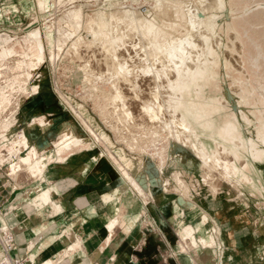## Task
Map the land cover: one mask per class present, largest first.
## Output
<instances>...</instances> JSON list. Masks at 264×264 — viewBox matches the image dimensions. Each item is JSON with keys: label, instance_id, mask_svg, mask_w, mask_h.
Returning <instances> with one entry per match:
<instances>
[{"label": "crops", "instance_id": "0c3cea01", "mask_svg": "<svg viewBox=\"0 0 264 264\" xmlns=\"http://www.w3.org/2000/svg\"><path fill=\"white\" fill-rule=\"evenodd\" d=\"M40 2L47 5L49 0ZM37 6L38 0H0V38L16 39L27 29ZM9 52L4 49L0 54V66ZM35 74L38 79L33 75L27 88L31 91L37 85L38 91L20 102L10 131L0 140V152L5 156L0 164V228L6 226L13 235L11 258L24 259L26 264H264V214L229 201L224 188L217 194L202 191L189 202L162 189L148 188L147 192L141 188V193L131 181L138 183L142 174L149 180L151 171L157 174L152 170L156 167L113 140L99 119L66 95L97 133L109 136L96 142L52 82L38 71ZM0 98V108L8 107L5 90ZM65 122L76 126L67 138L78 136L89 147L57 148ZM22 133L25 141H16ZM73 146L79 147L63 160H53L59 157V150L69 151ZM32 149L44 155L39 159H46L38 171L36 160L26 175L44 173L17 187L16 180L9 179L12 165ZM32 171L37 173L32 175ZM144 179L140 177V183L150 181ZM42 190L49 202L37 197ZM202 213L209 217L206 225L200 223ZM111 222L117 224L113 231ZM189 225L196 229L197 241L214 239L211 245H197V261L176 252L177 241ZM217 249L222 251L219 260Z\"/></svg>", "mask_w": 264, "mask_h": 264}, {"label": "rangeland", "instance_id": "374dc122", "mask_svg": "<svg viewBox=\"0 0 264 264\" xmlns=\"http://www.w3.org/2000/svg\"><path fill=\"white\" fill-rule=\"evenodd\" d=\"M38 4L39 6H37V9H35L36 13H34L33 19H31V21H27L29 23L27 29L18 35L16 39L0 38V54L4 49L10 50V52L4 56L5 58L3 64L0 66V69L4 68L3 70H0V92L5 90L6 94H8V98L10 99L8 107L0 108L1 141L4 138L2 135L9 132L12 124L14 123L15 116L19 110L20 102L29 96L31 92L38 91L35 89L37 85H34L31 91L28 90L30 89L29 87L27 88L30 80L33 79V75L34 79H38L35 74L38 71L39 74H42L43 79H46V81H49L50 83L52 82V85L56 88L57 93H59L61 98L63 97V99H69L66 97V95H69V97L74 98V100H77V102L79 101L80 104L84 106L85 111L91 113L95 118L102 122V125L105 127V129L111 133L110 137L113 140L115 138L121 143L122 146L126 148H129L127 147V144L131 142V144H134V147L129 144L131 145L130 147H132L129 149L138 154V159L144 160L143 162H146L148 166L156 167L154 169L152 168V170H156L158 175H155L153 171H151V178H149L150 181L148 180V177H145L142 174L145 177L144 180L149 181L146 184L140 183V181H142L140 180V177L138 183H135V181H131L129 179L141 193H143L142 189L147 192H150L148 188H154L156 190L162 189L167 193H176L180 199L189 202L192 201L191 198L193 196L201 195L202 191L208 190L217 194L221 192V188H224V194L229 199V201H237L242 205V207H251L255 211H259L260 213L264 214V128L260 124L257 125V128L255 126L250 127L251 131L246 129L247 133H249L251 136L253 135V137L250 138L252 150L247 149L246 152H243L240 149H243L242 145L248 142L243 134L242 125L235 121V129L232 132V130L230 131L228 129V126L231 124H229L227 127H224L221 123H214L216 133L225 139L231 146H225L224 149L235 152L234 167L236 169V176L232 177L230 181L225 177L220 176L217 179V183L219 185V188L217 187L219 191H217L218 189L215 187L210 188L206 185L195 186L196 181H200V179L196 178L197 180L191 181L190 175L188 176V179L190 180L186 179L187 182L185 181L189 186L187 187L186 183L178 180V178H176L177 176L175 177L176 170L178 168L173 164L172 160L170 159V161H168L167 157L165 156V162H162L160 157L155 153L156 149L153 146L155 143L158 148H160L163 143H168L166 139L165 141L164 139H161L163 137L165 138V133H163L161 138L157 137L156 139L155 137H152L153 134L150 133L152 136L148 134L146 129H142L143 132L141 129H139L138 132L141 131L140 134L142 135L143 133L142 136H144L145 133L149 135L148 136L145 134L146 139L144 138V140L139 138V140L141 139L139 142L140 144L138 141H136L137 143H135V141L132 143V140L129 142H127L128 140H118V135L114 133L116 132L115 128L111 127L110 125L108 126V123L106 122V117H109L110 114L109 111H107L108 109H106L107 107L105 106L111 103V99L108 100V97L106 98L105 96L104 98L106 99H103V94L101 95L102 100L100 101V97H98L100 96L99 93H96L97 95L95 94L94 98L87 96L90 86L87 88V85L89 84H86L82 81L84 78V67H82L81 62L83 59L81 61V57L84 55L81 57L77 55L80 57L77 58L72 53L71 49V46L78 41L77 38L79 37L80 39V37H82V41H85L84 43H86L84 44L86 46L84 49L88 48V51H84V53H86V56H84L85 59L93 54L91 53V50L95 45L94 43L92 45L90 41H95V39H93L94 37L91 35L90 28L95 23H97L99 28L104 32L105 43L118 41L123 48H126L127 45H129L127 48H136L138 43L140 44L144 42L143 37L146 38L145 41L150 39V36L148 37L145 32H138L136 24L137 19L145 20L147 27L149 25L152 27L155 26V32L158 34L160 40L165 42L174 35L184 36L185 33L189 31L187 20L188 16H190V11L193 13L199 12L202 15L201 19L203 21V24L200 23L198 26V29L201 32V38L199 36L195 38L201 42L204 40L205 45L197 48V50L199 49L198 51L201 52L196 63L199 72L196 74L194 80L195 84L190 87L192 89V94L187 91L186 94L205 100L206 103H208V106L214 108L213 110H210L211 112H221V114H224L227 108L231 105H229L227 102L222 89L220 87L216 88L212 86V84L209 82V79L214 76H217L216 78H218L219 73H223L222 69H226L230 76L228 79L229 88L238 95L242 92H245L249 95L247 98L248 107L251 109L250 111L253 113V115L257 117L264 113L263 110H260L262 109L261 107H264V100L254 97L253 95L251 96L254 88L251 82L254 80L258 83L261 82L264 84V0H232V9L234 13V15H232L233 25L228 29V31H223L220 27L217 34H215L213 29L209 26V21L214 20L216 22L219 19L220 15L222 14V0H207L205 1L204 5L200 0H49L47 5L42 4L40 0H38ZM246 8L250 9V15H247L245 18L240 17L243 10ZM146 9H149L150 12L148 13ZM151 16L152 18H150ZM222 16L223 15H221V17ZM96 17L97 20L95 19ZM223 18L224 16L221 19L223 20ZM196 19L199 20L200 18L198 17ZM71 24H81V27L76 34H73L72 30L74 31L75 28L73 29V25ZM121 28H123V31L120 30ZM170 30L172 32H176L172 33ZM119 32L122 34L130 32L128 37L131 40L127 39L124 34L122 35ZM70 33L71 36L69 35ZM130 34H133L135 38ZM137 35L138 37L141 36L143 39L141 40L140 37L137 39ZM169 35L171 36L169 37ZM124 37L129 40V42L135 40L136 43H126L127 41L126 39V42L124 41ZM91 45L93 46L92 48H90ZM55 47H61L62 50L56 62H53L51 55ZM78 59H80L81 62H79ZM37 68L38 70H36ZM193 74L194 71L189 68L187 74L182 76L193 78ZM224 78L225 76L222 78V81ZM188 79L190 78H187V80ZM84 88H86V90ZM195 91L197 93H195ZM66 101L72 110H74V113L76 112V116L78 118L81 116L79 119L84 124L85 130L89 132V135H91L95 141L97 140L98 142H104L106 139H96V137H94L95 134H97L96 131L92 130L88 124L87 127L85 124L87 121L80 114L79 110L74 108L71 101ZM97 101L99 102V107L103 102L105 103V106L102 104L103 107L101 106V108H99L97 106ZM175 103L179 104L180 106L184 105L180 102H174L173 104ZM110 106H112V104H110ZM110 109L111 107L109 110ZM101 113H103V116ZM78 114H80V116ZM102 118L105 120H102ZM112 119H115V117L110 116L109 120ZM140 119H143V121L145 120L144 118ZM243 119H246V117H243ZM112 121L114 126L115 123L118 122L117 120L116 122L115 120ZM246 121L248 120H244V122ZM118 123L117 126L121 124L120 122ZM123 130H125L124 132L127 131L125 137H128L130 131L128 133L127 129ZM141 135H139V137ZM129 136V138H132L133 135L130 134ZM150 137L155 138L157 141L153 139L151 140ZM24 138L25 137L22 133L16 138V141H25ZM1 141L0 145L2 144ZM143 144H146L148 147V152L146 153H144L141 149ZM88 145L84 146V144H82L81 146L89 147ZM78 147L79 146H73L72 150L69 151L59 150V157L54 156L53 160H63L67 154ZM139 147L141 150H139ZM182 149L185 150L186 147H182ZM208 150L211 155L218 152L216 147L213 146V143L209 145ZM185 151L187 152V156L182 161L183 165H186L188 159H191L194 161L195 165L198 166L199 157L191 150L187 149ZM3 152H0V164L5 160V156L2 155ZM200 154L203 157H206V154L203 151H200ZM247 154H250L254 157L257 162L256 167L250 163L246 164L244 167L239 166L240 161ZM110 155L114 161L118 163L121 171L126 174V169L119 163L115 155L112 153ZM42 156L44 155L40 156L36 149H32L30 152H28L25 159H19L17 162L13 163L11 177L9 179L13 177L12 179L16 180L18 185L17 187H20L19 185H22L25 183V181H34L42 178L44 172L37 174L35 177L26 175L27 170L33 166L34 162ZM19 161H21L22 164H20ZM1 171L2 170H0V172ZM162 174H164V179L162 178ZM160 179H162V182H160ZM168 181H171V184L166 186V182ZM187 188L190 190L192 188L200 189V192L189 195L186 192ZM44 191L45 190L39 192L37 197L43 202H49L50 199L45 200L42 195ZM202 214L206 215L207 219L209 220V217L206 213ZM208 220L203 223L201 222L202 225H206ZM116 225L117 224L113 222L110 223L109 228L111 231L114 230ZM187 227H189V232L186 230ZM3 229L11 232L6 226L0 228V247H4L5 244V240L3 239ZM195 232L196 229L190 225L184 227L182 235L176 244V252L182 255H189V257L197 261L198 256H196L195 252L197 245H211L213 244L214 239L213 236H210V232L208 234L210 239L201 237L200 241H197ZM216 253L219 260L221 258L220 255H222L221 249H217ZM0 256H2V250ZM34 260L35 257L32 258L33 262ZM50 263L46 262L44 264ZM221 264L225 263L223 262Z\"/></svg>", "mask_w": 264, "mask_h": 264}, {"label": "bare ground", "instance_id": "6f19581e", "mask_svg": "<svg viewBox=\"0 0 264 264\" xmlns=\"http://www.w3.org/2000/svg\"><path fill=\"white\" fill-rule=\"evenodd\" d=\"M200 1H202V4L204 5L207 0ZM189 15L190 16H188L187 20L189 31L185 33L184 36L174 35L169 39L166 38L168 40L165 42L160 40L158 34L155 32V26L152 27L149 25L147 27L145 20L137 19L136 24L138 32H145L148 37L150 36V39L145 41V37H143V39L139 36L144 42L141 41L142 43L139 44V40L137 42L138 47L136 46V48H127L129 45H127L126 48H123L118 41L105 43L104 32L99 28L98 24L95 23L90 28L91 35L94 37L93 39H95V41L93 40L94 42L90 41L92 45L93 43L95 45L94 47L92 45L90 46V48L93 47L91 50V53L93 54L90 56L88 55L89 57L85 59L84 56H86V53H84V51H88V48L84 49L86 47L84 44L86 43H84L85 41H82V37H80V39L79 37L77 38L78 41L71 46V49L72 53L77 58L84 55L81 57V61L82 59L83 61L81 62L80 59H78V61L81 62L82 67H84V78L82 81L89 84L87 85V88L90 86V90H87L89 92L87 93V96L94 98L95 94L99 93L100 96L98 97H100V101L102 100L101 95L103 94V99L108 97V100H112H110L112 106L107 104L108 101L106 102L107 106H105L103 101L102 104L107 107L106 109H108L107 111H109L110 116L115 117V119L112 120H115V122L117 120L121 123L118 125L119 127L117 126L118 122L115 123V126H117L115 127L113 121L109 120L110 116L107 115L109 117H106L108 126L110 125L115 128L116 132L114 133L118 135V140H128L127 142L132 140V143L134 141L135 143H137L136 141L139 143L141 140H139V138L144 140L145 134L148 135L151 133L153 136L150 135L157 139V137L161 138L163 133H165V138L163 137L161 139H164V141L166 139L168 143L166 142V144H164L160 140L163 143L161 147L159 146L160 148L157 147L156 143L153 146L156 149L155 153L160 157L162 162H165L166 156L167 160L170 161L171 159L173 164L178 168L175 177L177 176L176 178H178V180L186 183L187 180H190L188 179V176L191 175V181L197 180L196 178L200 179V181H196L195 186L206 185L210 188L215 187L218 189L219 185L217 179L220 176L225 177L229 181L232 177L236 176V169L234 167L235 152L224 149L225 146L228 147L230 144L216 133L214 123H221L224 127L231 124L228 126V129L233 132L235 129L234 122H239L243 127V134L248 142L244 143L242 145L243 149L240 150L246 152L247 149L252 150L250 138L253 137V135L251 136L247 133L246 129L251 131L250 127L255 126L257 128L258 124L264 128V113L257 117L253 115L247 104V98L249 95L245 92L238 95L229 88L228 79L230 76L226 69H222L223 73H219L218 78H216L217 76H214L209 79L212 86L216 88L220 87L222 89L227 102L231 105L227 108L224 114H221V112H211L210 110H213L214 108L208 106V103H206L205 100L186 94V91L192 94V89L190 87L195 84L194 80L196 74L199 72L196 63L201 52L198 51L199 49L197 50V48L205 45L204 40L201 42L195 38L197 36L201 38V32L199 31L198 26L200 23L203 24L201 19L202 15L199 12L193 13L192 11H190ZM221 15L224 16L223 20L221 19L223 17H221ZM221 15L216 22L214 20L209 21V26L213 29L215 34L218 33L220 27L223 31H228V29L232 27V15H234L232 0H222ZM247 15H250L249 8L244 9L240 17L245 18ZM198 17L200 18L199 20L196 19ZM150 18H152V16ZM95 19L97 20V17ZM71 25H73V29L75 28L74 31L72 30L73 34H76L81 27V24ZM122 29L123 28L120 30ZM121 32L119 33L122 34ZM129 33L126 32L127 35L123 33L127 39H129ZM69 35L71 36V33ZM138 35L137 39H139ZM170 36L171 35H169V37ZM133 37L135 38L134 35ZM126 38L124 37V41ZM127 39V42L125 41L126 43H136L135 40L129 42L131 39ZM61 50V47H55L51 55L53 62L58 59ZM189 68L194 71L193 78L182 76L187 74ZM224 76L225 78L222 81ZM187 78L190 79L187 80ZM251 83L254 87L251 96L253 95L254 97L264 100V84L261 82L258 83L254 80H252ZM84 89L86 90V88ZM195 93L197 92L195 91ZM104 96L106 98H104ZM65 99L69 100L67 98ZM174 102H180L184 105L180 106L176 103L173 104ZM102 104L100 105L102 106ZM97 106L99 107V102ZM101 106L99 108H101ZM108 106L111 107L110 110V107ZM74 108L77 110L75 106ZM261 108L262 109L260 110L264 111V107ZM72 111L74 112V110ZM101 114L103 116V113ZM78 115L80 116V114ZM243 117H246V119H243ZM79 118H81V116ZM104 118H102V120H105ZM140 118H144L145 120L143 121V119L141 120ZM244 120H248L246 121L247 123L244 122ZM85 124L87 126L88 123L86 122ZM90 128L92 127L90 126ZM75 129V124L71 122H65L61 126L60 136L56 140L57 148H70L72 145L83 144L78 136H75V138H67L68 135L75 132ZM123 129H127L128 133L130 131V134L133 135L132 138H129L130 134L128 137H125L127 131L124 132L125 130ZM139 129H141L142 132V129H146L148 134L145 133L144 136H142L143 133L141 135V131L138 132ZM92 130L94 129L92 128ZM139 135L141 136L139 137ZM94 137H96V139H107L109 136L105 133H97ZM152 137H150L151 140H156ZM150 143L153 144L152 142ZM211 143H213V146L216 147L218 151L216 154L211 155L209 153L208 147ZM129 144H131V142ZM129 144H127V147L132 148L130 147L131 145L134 147V144ZM182 147H186L185 150H191L199 157L198 166H196L191 159H188L187 164L183 165L182 161L187 156V152L183 150ZM141 149L144 153L148 152L146 144H143ZM141 149L139 147V150ZM200 151H203L206 154V157H203L200 154ZM45 159L46 158L43 157L38 160L37 171L42 169ZM19 163L22 164L21 161H19ZM248 163L254 167L257 166L256 160L250 154L243 157L240 161V166L244 167ZM37 171H32V175H35ZM140 177L145 178L143 175ZM170 184L171 181L166 182V186ZM186 186L189 187L187 183ZM191 190L187 188L186 192L189 195L200 192V189L192 188ZM217 191H219V189ZM201 217L202 223L208 220L206 215ZM188 229L189 227L186 228L189 232Z\"/></svg>", "mask_w": 264, "mask_h": 264}, {"label": "built area", "instance_id": "2783aa9c", "mask_svg": "<svg viewBox=\"0 0 264 264\" xmlns=\"http://www.w3.org/2000/svg\"><path fill=\"white\" fill-rule=\"evenodd\" d=\"M146 10L150 12L149 9ZM3 237H4L3 239L5 240V244L2 249V256H0V264H26L24 259L11 258L9 255V251L13 248L14 245V239L12 233L4 230Z\"/></svg>", "mask_w": 264, "mask_h": 264}]
</instances>
